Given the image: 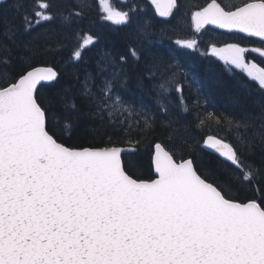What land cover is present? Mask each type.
I'll list each match as a JSON object with an SVG mask.
<instances>
[{
  "label": "snow or ice",
  "instance_id": "obj_1",
  "mask_svg": "<svg viewBox=\"0 0 264 264\" xmlns=\"http://www.w3.org/2000/svg\"><path fill=\"white\" fill-rule=\"evenodd\" d=\"M6 3L0 0V5ZM98 3L103 19L118 25L129 22V12L114 8L110 0ZM150 3L160 17L182 27L185 5L178 0ZM9 6L21 25L0 19V36L5 38L0 40V81L6 84L0 85V264H264V199L238 202L231 195L233 184L264 182V103H257L258 113L245 109L239 118H225L235 145L206 138L205 147L236 172L225 169L223 177L210 181L191 158H177L156 143L151 157L156 178H140L134 162L122 157L135 151L131 140L128 148L116 146L111 137L102 146L60 142L49 123L57 121V103L75 110V97L57 102L43 96L51 82H58L59 73L53 67L33 66L40 54L38 37L18 39V34L42 24L70 30L88 8L87 0H78L79 13L71 7L54 11L52 0H34L31 10L27 0H12ZM190 19L196 34L209 37L207 51H201L195 36L175 43L222 61L230 72L239 70L264 93V66L248 58L255 54L264 60V0H210ZM215 29L257 38L259 46L218 47L211 35ZM94 42V36L84 35L72 59L80 60L82 49ZM130 55L141 59L135 49ZM16 62L19 72L13 69ZM107 63L113 64L110 59ZM157 70L155 63L146 66L149 76ZM98 71L99 85L91 73L81 84L79 94L86 105L96 109L101 121L104 112L109 117L131 113L122 98L127 72L113 67L110 76H104L103 67ZM207 71L213 75L211 68ZM166 83L158 85L165 92ZM176 90L182 92V87ZM233 102L244 108L241 96ZM144 126L152 129V120L146 119ZM63 127L70 130L72 122L65 118ZM257 152L260 165L248 161Z\"/></svg>",
  "mask_w": 264,
  "mask_h": 264
},
{
  "label": "trees",
  "instance_id": "obj_2",
  "mask_svg": "<svg viewBox=\"0 0 264 264\" xmlns=\"http://www.w3.org/2000/svg\"><path fill=\"white\" fill-rule=\"evenodd\" d=\"M209 2L179 0L185 7L181 10L182 27L177 28L175 20L168 22L169 19L158 18L146 0H110L114 8L129 12V22L124 25L103 19L98 0H87L88 8L70 30L61 29L59 24H42L31 33L18 34V39L22 40L38 37L35 44L39 46L40 54L33 66H51L59 73L58 82H51L53 86L45 88L43 96L57 102L64 96L75 97L77 108L65 110L57 103V121L49 123L60 142L76 147L102 146L111 137L116 146L130 147L127 142L131 140L135 151L124 153L123 159L133 161L136 175L143 179L155 178L151 157L156 143H162L177 158H191L198 172L207 175L210 181L216 176L223 177L225 169L236 172L230 162L206 150L203 142L208 135H216L235 145L234 132L226 125L225 118H239L245 109L258 113L257 103H264V93L256 82H251L239 70L230 72L222 61L175 43L177 39L195 36L201 41V51H207L209 37L195 33L190 16ZM217 2L239 4L241 0ZM11 3L12 0H8L0 5V19L7 17L9 22L19 26L21 19L9 6ZM33 3L34 0H27L29 10ZM52 3L57 12L68 7L74 13L81 12L76 7L78 0H52ZM84 35L94 36L95 42L82 49L80 60L72 59V53ZM211 35L218 47L223 43L259 46L256 38L244 34L233 36L215 29ZM4 39L0 36V40ZM130 49L137 51L141 57L139 61L133 59ZM120 57H125V61ZM248 58L264 66V60L255 54H249ZM108 59L113 64L109 65ZM152 63L158 66L154 77L146 72V66ZM100 67L105 69L104 76H110L113 67L127 72L129 82L122 98L131 106V113L125 111L123 115L116 113L109 117L104 112L101 121L100 116L94 114L96 109L86 105L79 94L81 84L91 73L97 76L95 83L99 85ZM209 68L212 69L211 76L207 71ZM13 69L19 72L21 65L16 62ZM165 81L166 92L158 87ZM0 85L6 86L4 81H0ZM181 87L182 92L176 90ZM236 96L244 99V108L234 104ZM65 118L72 122L70 130L63 127ZM146 119L152 120V129L145 128ZM248 161L260 165V154L257 152ZM231 195L240 202L260 201L264 199V182L233 184Z\"/></svg>",
  "mask_w": 264,
  "mask_h": 264
},
{
  "label": "water",
  "instance_id": "obj_3",
  "mask_svg": "<svg viewBox=\"0 0 264 264\" xmlns=\"http://www.w3.org/2000/svg\"><path fill=\"white\" fill-rule=\"evenodd\" d=\"M149 3H150V0H147ZM178 2H179V0H178ZM151 4V3H150ZM154 8V7H153ZM155 9V8H154ZM156 12V11H155ZM156 16L158 17V18H160V19H164V20H167V19H170V18H163V17H160L157 13H156ZM119 25H122V24H119ZM211 27H213L214 28V26H211ZM219 30H221V29H219ZM225 31V30H224ZM42 66V65H41ZM50 67V66H49ZM208 136H215V137H217V138H220V137H218V136H216V135H208ZM207 136V137H208ZM206 137V138H207ZM206 138H205V140H204V148L206 149V150H208V151H210V152H212V153H214V154H216V155H218L219 156V154L218 153H216V152H214V150H212V149H210V148H207V147H205V141H206ZM222 139V138H221ZM226 141V140H225ZM226 142H228V141H226ZM119 147H122V146H119ZM124 148H128V147H124ZM166 148V147H165ZM168 150V149H167ZM122 157H123V154H122ZM222 158V157H221ZM222 159H224V158H222ZM225 160V159H224ZM156 178V177H155ZM239 202V201H238Z\"/></svg>",
  "mask_w": 264,
  "mask_h": 264
},
{
  "label": "bare ground",
  "instance_id": "obj_4",
  "mask_svg": "<svg viewBox=\"0 0 264 264\" xmlns=\"http://www.w3.org/2000/svg\"><path fill=\"white\" fill-rule=\"evenodd\" d=\"M54 68V67H53ZM55 69V68H54ZM56 70V69H55ZM203 146H204V142H203Z\"/></svg>",
  "mask_w": 264,
  "mask_h": 264
}]
</instances>
